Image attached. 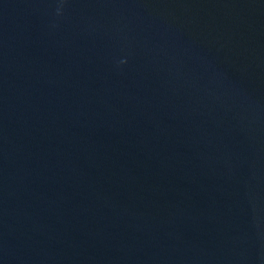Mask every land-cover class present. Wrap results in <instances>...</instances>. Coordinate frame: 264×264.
Listing matches in <instances>:
<instances>
[{"label":"water","instance_id":"95a60500","mask_svg":"<svg viewBox=\"0 0 264 264\" xmlns=\"http://www.w3.org/2000/svg\"><path fill=\"white\" fill-rule=\"evenodd\" d=\"M0 264H264V0H0Z\"/></svg>","mask_w":264,"mask_h":264},{"label":"clouds","instance_id":"9594fccd","mask_svg":"<svg viewBox=\"0 0 264 264\" xmlns=\"http://www.w3.org/2000/svg\"><path fill=\"white\" fill-rule=\"evenodd\" d=\"M57 12H58V14H59V9H57ZM123 62V61H122Z\"/></svg>","mask_w":264,"mask_h":264}]
</instances>
